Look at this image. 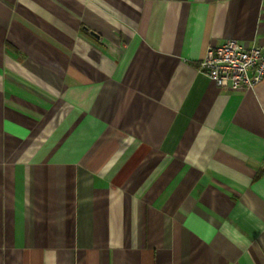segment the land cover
Instances as JSON below:
<instances>
[{"label":"crops","instance_id":"obj_1","mask_svg":"<svg viewBox=\"0 0 264 264\" xmlns=\"http://www.w3.org/2000/svg\"><path fill=\"white\" fill-rule=\"evenodd\" d=\"M264 0H0V264H264Z\"/></svg>","mask_w":264,"mask_h":264},{"label":"built area","instance_id":"obj_2","mask_svg":"<svg viewBox=\"0 0 264 264\" xmlns=\"http://www.w3.org/2000/svg\"><path fill=\"white\" fill-rule=\"evenodd\" d=\"M199 70L218 88L246 91L264 79V50L260 46H244L236 39L210 46L199 63Z\"/></svg>","mask_w":264,"mask_h":264}]
</instances>
